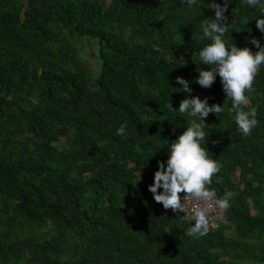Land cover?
<instances>
[{"label": "trees", "instance_id": "trees-1", "mask_svg": "<svg viewBox=\"0 0 264 264\" xmlns=\"http://www.w3.org/2000/svg\"><path fill=\"white\" fill-rule=\"evenodd\" d=\"M208 3L0 0V264H264V65L245 93L258 124L244 136L219 76L210 88L195 82L211 67L198 55L210 43ZM224 15L226 45L264 46V0H229ZM84 37L97 41L94 68ZM193 96L223 111L179 113ZM190 120L221 165L209 187L235 193L225 220L198 238L148 191Z\"/></svg>", "mask_w": 264, "mask_h": 264}, {"label": "clouds", "instance_id": "clouds-1", "mask_svg": "<svg viewBox=\"0 0 264 264\" xmlns=\"http://www.w3.org/2000/svg\"><path fill=\"white\" fill-rule=\"evenodd\" d=\"M245 4L254 7L259 0H244ZM182 4L192 7L196 0H181ZM229 0H224L223 5L209 0L208 8L214 11V18L202 20V37L210 43L205 44L199 51V59L207 70L197 69L196 83L203 88H210L216 76L220 78L222 90L231 100V108L238 131L244 136L251 134L257 126V110L253 107L245 111L243 106L248 104L246 92L254 91L253 83L264 65V46L256 38H251L250 43L256 51L249 47H237L235 44L226 45L223 37L228 32L229 24L224 13L227 11ZM246 22V20L244 21ZM256 28L264 34V18L255 19ZM176 83L182 86L185 93H190L188 82L176 77ZM208 98L200 99L198 96L184 98L180 101L178 111L181 114L189 113L198 116L201 121L209 113L217 115L223 111L219 104H208ZM170 110L176 111L168 102ZM204 124V123H203ZM205 126V124H204ZM126 125L121 124L117 134L125 133ZM208 134L204 127L196 120H190L189 126L176 136L171 142L167 141V159L157 161V170L154 172L153 183L148 186L156 203L161 204L165 210L171 209L174 213H183L178 220L191 221L186 235L190 237H203L211 225V214L217 210L226 212L230 207V200L235 193L225 192L222 197H217L215 190L209 186L212 177L220 172L221 165L209 157L207 148L201 146V141L206 143ZM162 149V148H161ZM141 173L139 171V179ZM220 181L217 180V183ZM162 190V191H158ZM183 194V196H181Z\"/></svg>", "mask_w": 264, "mask_h": 264}, {"label": "rangeland", "instance_id": "rangeland-1", "mask_svg": "<svg viewBox=\"0 0 264 264\" xmlns=\"http://www.w3.org/2000/svg\"><path fill=\"white\" fill-rule=\"evenodd\" d=\"M78 43L79 45L82 46V51L80 52V55L83 56L84 58L88 57V61L91 67L94 68L95 67L94 58H96V51H97L96 39L84 37V38H80Z\"/></svg>", "mask_w": 264, "mask_h": 264}, {"label": "built area", "instance_id": "built-area-1", "mask_svg": "<svg viewBox=\"0 0 264 264\" xmlns=\"http://www.w3.org/2000/svg\"><path fill=\"white\" fill-rule=\"evenodd\" d=\"M183 196V194H181ZM211 224L215 225L218 222H223L225 220V212L221 213L218 210L211 214Z\"/></svg>", "mask_w": 264, "mask_h": 264}]
</instances>
